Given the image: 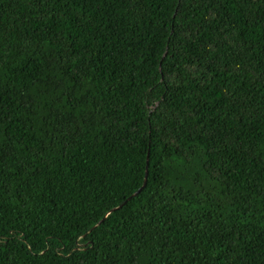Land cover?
Instances as JSON below:
<instances>
[{
	"label": "trees",
	"instance_id": "16d2710c",
	"mask_svg": "<svg viewBox=\"0 0 264 264\" xmlns=\"http://www.w3.org/2000/svg\"><path fill=\"white\" fill-rule=\"evenodd\" d=\"M0 264H264V0H0Z\"/></svg>",
	"mask_w": 264,
	"mask_h": 264
},
{
	"label": "water",
	"instance_id": "95a60500",
	"mask_svg": "<svg viewBox=\"0 0 264 264\" xmlns=\"http://www.w3.org/2000/svg\"><path fill=\"white\" fill-rule=\"evenodd\" d=\"M146 168H147V165H146ZM146 168H145V174H144V178H143V182H142L141 186H140V187H139L134 193H132L131 196H135V195H136L138 192H140L141 189L145 186V183H146V175H147V170H146ZM131 196H130V197H131ZM130 197H128L127 199H129ZM124 202H125V201H124ZM124 202L121 203L120 205L116 206V207H113L112 209H110V211H114V210L118 209L119 207H121V206L124 204ZM102 220H103V219H101L98 223H96L94 227H96V226H97ZM94 227H92L91 229H93ZM91 229H90V230H91Z\"/></svg>",
	"mask_w": 264,
	"mask_h": 264
}]
</instances>
